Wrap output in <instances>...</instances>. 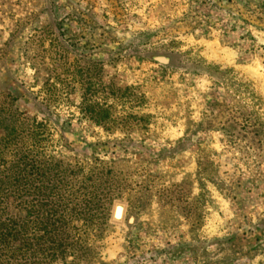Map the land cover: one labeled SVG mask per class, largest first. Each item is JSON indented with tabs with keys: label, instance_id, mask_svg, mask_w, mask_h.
<instances>
[{
	"label": "rangeland",
	"instance_id": "obj_1",
	"mask_svg": "<svg viewBox=\"0 0 264 264\" xmlns=\"http://www.w3.org/2000/svg\"><path fill=\"white\" fill-rule=\"evenodd\" d=\"M263 5L0 0V137L88 202L86 264H264Z\"/></svg>",
	"mask_w": 264,
	"mask_h": 264
},
{
	"label": "trees",
	"instance_id": "obj_2",
	"mask_svg": "<svg viewBox=\"0 0 264 264\" xmlns=\"http://www.w3.org/2000/svg\"><path fill=\"white\" fill-rule=\"evenodd\" d=\"M10 137L19 141L16 131L0 137V264H86L92 249L72 223L85 222L91 207L73 203L62 188L52 201L55 188L40 184L38 157L18 143L9 147Z\"/></svg>",
	"mask_w": 264,
	"mask_h": 264
},
{
	"label": "bare ground",
	"instance_id": "obj_3",
	"mask_svg": "<svg viewBox=\"0 0 264 264\" xmlns=\"http://www.w3.org/2000/svg\"><path fill=\"white\" fill-rule=\"evenodd\" d=\"M122 214H123V209H122V207L119 205V206L115 209L114 215H115V217L120 218V217H122Z\"/></svg>",
	"mask_w": 264,
	"mask_h": 264
}]
</instances>
